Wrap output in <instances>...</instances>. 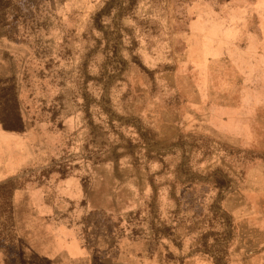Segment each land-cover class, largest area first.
Wrapping results in <instances>:
<instances>
[{
  "label": "rangeland",
  "instance_id": "rangeland-1",
  "mask_svg": "<svg viewBox=\"0 0 264 264\" xmlns=\"http://www.w3.org/2000/svg\"><path fill=\"white\" fill-rule=\"evenodd\" d=\"M2 130L0 264H264V0H0Z\"/></svg>",
  "mask_w": 264,
  "mask_h": 264
},
{
  "label": "crops",
  "instance_id": "crops-1",
  "mask_svg": "<svg viewBox=\"0 0 264 264\" xmlns=\"http://www.w3.org/2000/svg\"><path fill=\"white\" fill-rule=\"evenodd\" d=\"M1 132H2L1 135L3 136V138L5 137L9 139V141L11 142V145L8 147L4 146V148H2V160H0V181L6 178H9L10 176H13L25 165L23 161L19 162V159L16 161H10V159L12 158L16 159V157L17 158L19 157L17 154L18 153L17 150H22L21 144H22L23 139H21L19 136L15 134H11L3 130ZM32 210L34 213H37V214L42 213L39 207H33ZM127 254L128 252L125 254V256H127ZM60 255H62V257H66L69 261H71V263H76V264H123V262H121L118 257H115L112 260L108 261L106 256H104L103 254H102V257H99V252L89 250V249H81L79 246H77L72 241L62 242L48 255L43 256V257L40 255V257H37V258L39 260H41L42 258L44 261H50V259L52 258L56 259V257H59ZM31 258L32 257H29V259L27 257L23 258V264H26V263L30 264L31 262L29 261H31ZM32 261H34V263L37 262L33 258H32ZM131 263L132 262H129V264Z\"/></svg>",
  "mask_w": 264,
  "mask_h": 264
}]
</instances>
